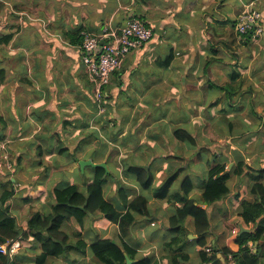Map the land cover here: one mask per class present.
<instances>
[{"label":"crops","instance_id":"crops-1","mask_svg":"<svg viewBox=\"0 0 264 264\" xmlns=\"http://www.w3.org/2000/svg\"><path fill=\"white\" fill-rule=\"evenodd\" d=\"M252 7L263 16L257 36L237 29L239 14ZM0 14L14 18L11 25L0 24V141L5 144L0 200L6 188L14 191L6 206L18 229H28L33 216L52 212L53 190L72 184L68 174L94 172L79 165L91 159L119 169V181L109 170L104 184L105 197L117 209L125 211L122 183L130 198L149 200V215L133 213L135 223L124 237L138 260L218 264L202 255L217 253L222 263L235 264L221 249L239 230L251 231L240 203L253 199L257 171L264 169V0H0ZM136 16L154 36L112 74L101 111L83 60L85 36L101 37L105 27L119 29ZM176 128L189 131L200 146L177 138ZM214 163H226L230 172L244 167L241 175L231 174L230 192L209 204L202 196L206 178L199 177ZM133 166L152 173L150 190L139 186ZM186 176L192 182L187 198L206 209L211 222L199 235L194 218L186 219L188 261L174 258L179 250L167 246L177 236L169 224L185 204ZM69 226L73 234L76 226ZM82 234L89 242L96 236L121 242L118 226L99 210L89 215ZM202 237L204 245L198 243ZM20 242L25 250L13 260L36 263L39 245L33 237ZM263 244L250 243L261 252L259 264H264ZM208 246L214 252L207 253ZM89 252L72 251L45 264H87Z\"/></svg>","mask_w":264,"mask_h":264},{"label":"trees","instance_id":"trees-1","mask_svg":"<svg viewBox=\"0 0 264 264\" xmlns=\"http://www.w3.org/2000/svg\"><path fill=\"white\" fill-rule=\"evenodd\" d=\"M253 34L251 30L247 34ZM165 66L168 64L164 62ZM1 83V82H0ZM229 98L233 97L230 88L225 85ZM175 136L181 140H187L191 144L200 146L197 139L186 129L176 128ZM203 152L206 148L201 147ZM77 161L76 156L73 157ZM244 164H239L233 172L228 171L226 163H214L206 178L203 190V199L206 203L212 204L222 200L229 192L228 181L231 174H240L243 171ZM94 178L87 184L84 191L77 184H70L66 187L55 188L53 190L54 203L52 212L33 216L28 222V229H18L17 220L11 215L6 201L14 195L13 190L5 189L0 200V244L16 239L28 240L33 237L35 243L40 247L36 254L35 262L45 264L50 258H66L70 252L76 251L86 255L88 250L92 251L95 264H126L125 253L134 260L137 259V251L132 248L124 237L130 232V226L135 223L133 213L142 216L149 215V200L145 195H128V190L120 185V198L125 206V211L117 209L114 204L104 195V184L107 182L109 172L106 168H94ZM137 176V183L142 189L150 190L152 188L154 177L152 173L143 166L131 167ZM257 182L253 185L251 193L253 199H244L240 203V215L243 217L246 225L251 229L250 232H241L231 240L230 246L221 249L222 254L229 262V255L233 256L235 264H259L260 254L254 252L250 243H256L264 240V169L257 171ZM192 182L190 176L182 180V189L185 194V204L178 208L177 214L170 219V231L177 233L167 244L170 249H178V255L174 258L189 260V254L185 253L188 239L185 237V221L189 216L194 218L196 232L204 235L210 229V217L206 209L194 204V199L187 198L191 190ZM97 210L101 212L103 218L115 223L119 229L121 242L111 238H102L96 236L91 242L83 237L82 231L89 215ZM65 223L76 226L73 234L70 226L65 229ZM70 231H69V230ZM206 238L202 237L198 243L204 245ZM264 247V244L262 245ZM261 251V250H260ZM203 260L207 263H222L217 253L209 257L203 253ZM0 264H20L17 259L11 260L9 256L0 253ZM133 264H152L148 257L140 258ZM179 264V262H175Z\"/></svg>","mask_w":264,"mask_h":264},{"label":"built area","instance_id":"built-area-1","mask_svg":"<svg viewBox=\"0 0 264 264\" xmlns=\"http://www.w3.org/2000/svg\"><path fill=\"white\" fill-rule=\"evenodd\" d=\"M262 13L258 8H248L238 16L237 29L240 33L251 30L254 36L261 33L260 22ZM154 36V30L140 17L130 18L119 29L105 27L101 37L86 34L84 43V63L94 83V99L99 110L103 111L107 105V88L110 85L112 74L118 71L125 57L148 42ZM4 147L2 145L0 150ZM21 247L20 239L0 244V253L7 255L11 260ZM211 246L205 248L212 253Z\"/></svg>","mask_w":264,"mask_h":264},{"label":"rangeland","instance_id":"rangeland-1","mask_svg":"<svg viewBox=\"0 0 264 264\" xmlns=\"http://www.w3.org/2000/svg\"><path fill=\"white\" fill-rule=\"evenodd\" d=\"M8 19H7V16L6 17L5 16L3 17V15L0 14V24L6 22V23H8V24L11 25L14 22V18L13 17L8 18ZM2 145H5V144L0 141V147ZM201 155H202V159H204V157H203L204 156V153H202ZM80 161H82V160H79V164H80ZM196 161H197V159H196ZM107 168H108V166H107ZM109 170H111V172L113 173L111 175V178L114 179V180H116V181H119V175H120L119 169L117 167H111L110 169L108 168V171ZM91 178L92 179L94 178V172L93 171L88 170L86 173H82V171L77 170L75 173L68 174L67 181L71 182L72 184H77L80 187V189L82 191H84L85 190V184L84 183L85 182H88L89 180H91ZM205 178H207V174L201 175V177H199V179H201V180H203ZM119 184H121V183L119 182ZM122 185H123V183H122ZM20 248H21V250L19 249L20 250L19 253L21 254L25 250V245L24 244L21 245ZM38 250H40L39 247H38ZM89 251H90L89 254L92 256V251L90 249H89ZM31 255H32V252L26 251V256H31ZM35 256H36V254H33V257L34 258H35ZM52 260H53L52 258L48 259V261H52ZM86 261L88 262L87 264H95V262L93 261V256H92L91 259H89L88 257H86ZM27 264H36V263H34V262H28ZM57 264H64V260L58 262Z\"/></svg>","mask_w":264,"mask_h":264},{"label":"water","instance_id":"water-1","mask_svg":"<svg viewBox=\"0 0 264 264\" xmlns=\"http://www.w3.org/2000/svg\"><path fill=\"white\" fill-rule=\"evenodd\" d=\"M79 165L81 166L82 169H84L85 166H91L93 168L104 167L106 168L107 173L109 172L107 168V164L105 162L97 163V162L92 161L91 159H86V160L80 161ZM246 231H249V230H246ZM125 257H126V264H133L136 261H138V259L132 260L127 253H125Z\"/></svg>","mask_w":264,"mask_h":264}]
</instances>
